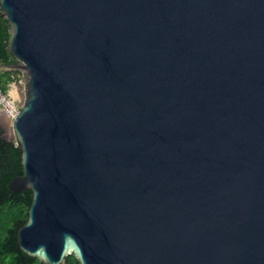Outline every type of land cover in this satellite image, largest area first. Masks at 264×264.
I'll use <instances>...</instances> for the list:
<instances>
[{
    "label": "water",
    "instance_id": "water-1",
    "mask_svg": "<svg viewBox=\"0 0 264 264\" xmlns=\"http://www.w3.org/2000/svg\"><path fill=\"white\" fill-rule=\"evenodd\" d=\"M10 139L42 264H264V0H0ZM16 100V101H15ZM1 114V113H0Z\"/></svg>",
    "mask_w": 264,
    "mask_h": 264
},
{
    "label": "trees",
    "instance_id": "trees-1",
    "mask_svg": "<svg viewBox=\"0 0 264 264\" xmlns=\"http://www.w3.org/2000/svg\"><path fill=\"white\" fill-rule=\"evenodd\" d=\"M9 26L0 15V66L14 62L8 52ZM21 79L17 70L0 68V88L8 92L12 83ZM0 128V264H42L36 258L25 255L17 246V230L26 222L32 202L31 191L13 193L11 180L22 175L19 146L3 137ZM67 264H78L74 257L66 258Z\"/></svg>",
    "mask_w": 264,
    "mask_h": 264
},
{
    "label": "built area",
    "instance_id": "built-area-1",
    "mask_svg": "<svg viewBox=\"0 0 264 264\" xmlns=\"http://www.w3.org/2000/svg\"><path fill=\"white\" fill-rule=\"evenodd\" d=\"M20 75L22 81L23 79L21 72ZM8 92H3L2 89L0 88V113L5 115L8 119L13 120L19 113V107L14 102L11 94Z\"/></svg>",
    "mask_w": 264,
    "mask_h": 264
},
{
    "label": "rangeland",
    "instance_id": "rangeland-1",
    "mask_svg": "<svg viewBox=\"0 0 264 264\" xmlns=\"http://www.w3.org/2000/svg\"><path fill=\"white\" fill-rule=\"evenodd\" d=\"M23 91V83L21 79L18 82L12 83L9 88V92L11 96H14L16 100H20L21 93ZM15 100V101H16ZM10 119H8L5 115L0 114V128L4 130L3 137L5 139H10Z\"/></svg>",
    "mask_w": 264,
    "mask_h": 264
},
{
    "label": "flooded vegetation",
    "instance_id": "flooded-vegetation-1",
    "mask_svg": "<svg viewBox=\"0 0 264 264\" xmlns=\"http://www.w3.org/2000/svg\"><path fill=\"white\" fill-rule=\"evenodd\" d=\"M4 131V130H3Z\"/></svg>",
    "mask_w": 264,
    "mask_h": 264
}]
</instances>
